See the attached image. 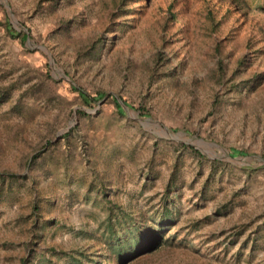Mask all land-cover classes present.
Returning a JSON list of instances; mask_svg holds the SVG:
<instances>
[{"label":"rangeland","instance_id":"obj_1","mask_svg":"<svg viewBox=\"0 0 264 264\" xmlns=\"http://www.w3.org/2000/svg\"><path fill=\"white\" fill-rule=\"evenodd\" d=\"M263 157L264 0H0V264H264Z\"/></svg>","mask_w":264,"mask_h":264},{"label":"trees","instance_id":"obj_2","mask_svg":"<svg viewBox=\"0 0 264 264\" xmlns=\"http://www.w3.org/2000/svg\"><path fill=\"white\" fill-rule=\"evenodd\" d=\"M209 14V13H208ZM6 26L4 27L5 31L10 35V36H15L17 37L20 41H24L25 38L27 37V34L23 31L20 30L19 32H12V29L9 27L10 24L8 22L4 23ZM217 47V46H216ZM242 59L238 60V63L241 62ZM47 75V73H46ZM73 90H76L77 92V96L79 97V99L81 100L82 104L86 105V106H90L93 103H96L98 100H100L104 93L102 91H96L95 96H90L85 94L83 91L77 90L76 88L72 87ZM112 99V103L114 104V106L116 107V111L117 112H122V108L121 105L119 104V102L116 100L115 97H111ZM122 104H124V106L131 108V105L126 103L125 101H122ZM138 112L142 115L147 116L148 112L147 110L143 109V108H138L137 109ZM184 146V145H183ZM190 153H192L193 155H195L196 157H202L204 158V156L195 148L191 147V146H184ZM230 152L232 155H245V152L239 149H230ZM230 156V155H229ZM264 158V157H263ZM160 224H168V222L166 221H161ZM113 226L112 224L109 225L108 230L109 232H112V236L114 234V241L115 243H113L114 247L116 248V256H118V258H120L121 260L128 257V256H132L134 254H136L137 252H139L142 248H143V239L141 237L140 232L138 233V235H136L137 237H135V235L133 237H120V235H115L114 230H112ZM125 233H132L133 230L129 228L128 231H125ZM146 239V238H145ZM20 264H24V259L22 258L20 261Z\"/></svg>","mask_w":264,"mask_h":264},{"label":"water","instance_id":"obj_3","mask_svg":"<svg viewBox=\"0 0 264 264\" xmlns=\"http://www.w3.org/2000/svg\"><path fill=\"white\" fill-rule=\"evenodd\" d=\"M103 99V97L100 99V101ZM124 105V104H123Z\"/></svg>","mask_w":264,"mask_h":264}]
</instances>
